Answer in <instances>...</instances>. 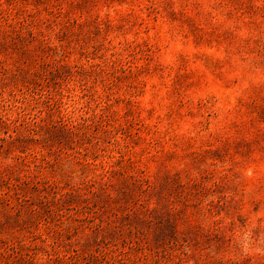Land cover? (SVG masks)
Returning <instances> with one entry per match:
<instances>
[{
  "label": "rangeland",
  "instance_id": "obj_1",
  "mask_svg": "<svg viewBox=\"0 0 264 264\" xmlns=\"http://www.w3.org/2000/svg\"><path fill=\"white\" fill-rule=\"evenodd\" d=\"M0 264H264V0H0Z\"/></svg>",
  "mask_w": 264,
  "mask_h": 264
}]
</instances>
